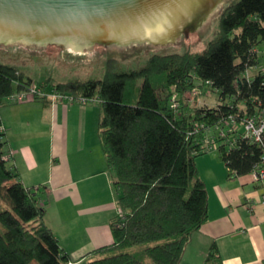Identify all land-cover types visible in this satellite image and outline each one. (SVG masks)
Masks as SVG:
<instances>
[{"label": "trees", "instance_id": "1", "mask_svg": "<svg viewBox=\"0 0 264 264\" xmlns=\"http://www.w3.org/2000/svg\"><path fill=\"white\" fill-rule=\"evenodd\" d=\"M260 42L264 0H238L222 11L218 36L201 52L152 54L144 67L128 72H118L110 59L101 79L45 81L42 86L59 92L98 99L102 108L98 138L114 173L118 210L110 221L112 243L94 253H115L83 264L180 263L190 237L208 219L207 189L195 162L205 153L203 130L195 127L222 125L230 115L241 121L264 109V72L243 75L257 64ZM32 85L16 67L0 63V108ZM209 88L222 100L213 107L199 104ZM175 94L177 112L170 107ZM5 144L0 131V264H70L46 224L39 188L24 187L4 159ZM263 148L240 139L217 154L241 176L251 173ZM215 254L213 244L206 261Z\"/></svg>", "mask_w": 264, "mask_h": 264}, {"label": "crops", "instance_id": "2", "mask_svg": "<svg viewBox=\"0 0 264 264\" xmlns=\"http://www.w3.org/2000/svg\"><path fill=\"white\" fill-rule=\"evenodd\" d=\"M101 116L98 99L80 105L38 98L0 108L4 150L13 152L8 164L24 187L39 188L46 224L70 264L90 261L112 243L117 191L98 138ZM195 162L207 189L208 219L179 264H264V186L251 173H231L217 153L200 154ZM213 244L216 254L206 261Z\"/></svg>", "mask_w": 264, "mask_h": 264}, {"label": "water", "instance_id": "3", "mask_svg": "<svg viewBox=\"0 0 264 264\" xmlns=\"http://www.w3.org/2000/svg\"><path fill=\"white\" fill-rule=\"evenodd\" d=\"M223 1L0 0V48L56 45L90 54L96 45H174L202 27Z\"/></svg>", "mask_w": 264, "mask_h": 264}, {"label": "rangeland", "instance_id": "4", "mask_svg": "<svg viewBox=\"0 0 264 264\" xmlns=\"http://www.w3.org/2000/svg\"><path fill=\"white\" fill-rule=\"evenodd\" d=\"M237 1L238 0H224L219 10L212 13L208 21L202 27L190 32L188 34L189 38L183 37L182 35L174 45H132L126 48L96 45L93 46L95 50L90 54L67 51V49L56 45H48L45 47L32 45L31 51L22 47L13 50L8 48V51L0 48V63L16 67L23 74L25 80L29 78L32 79L34 85L41 86L42 90L48 92H50L51 86H42L48 78H51L55 83L76 80L85 82L103 78L107 61L110 59L115 62L118 72L139 70L146 65L147 59L152 54L183 53L186 50L201 52L209 41L218 36L219 19L222 11L227 6ZM256 50L257 64L247 70L245 75L248 77H253L259 72H264V43H258ZM52 89L55 88L52 86ZM209 89L203 92L204 94L202 97L200 96L199 104H206L213 107L222 102V100H220L219 92L214 90L208 93ZM79 104L86 105L82 103ZM13 107L14 106H10L9 109ZM116 197H118V194ZM139 248L141 247H135L133 250ZM113 253H115V251L98 253L93 255L91 260L105 257Z\"/></svg>", "mask_w": 264, "mask_h": 264}, {"label": "built area", "instance_id": "5", "mask_svg": "<svg viewBox=\"0 0 264 264\" xmlns=\"http://www.w3.org/2000/svg\"><path fill=\"white\" fill-rule=\"evenodd\" d=\"M208 83V82H206ZM208 90V89H207ZM206 91V90H205ZM211 92L209 89L208 93ZM199 93L197 89L193 90L192 95ZM38 98H57L66 99L70 103L86 104L89 100L83 96H74L72 94L59 92L56 88L52 91H44L41 86L32 85L29 90L13 93L8 97L10 103H21ZM191 98L188 100L190 101ZM170 107L177 112L179 110L178 95H173ZM203 130L201 152L217 153L222 145L227 148L236 147L238 140L247 139L250 143H257L264 147V109L255 112L254 114L238 121L233 115L228 116L223 120L222 125L206 126L200 124L195 127V132ZM0 131L3 127L0 126ZM13 156L12 150L4 154V159L10 160ZM256 182L264 186V148L261 154L260 161L254 166L251 171ZM260 202L264 204V191L260 195Z\"/></svg>", "mask_w": 264, "mask_h": 264}]
</instances>
